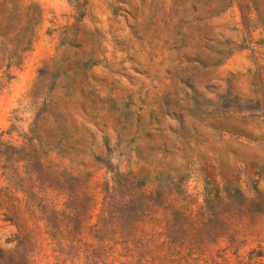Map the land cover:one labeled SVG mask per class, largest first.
<instances>
[{
  "label": "rangeland",
  "instance_id": "374dc122",
  "mask_svg": "<svg viewBox=\"0 0 264 264\" xmlns=\"http://www.w3.org/2000/svg\"><path fill=\"white\" fill-rule=\"evenodd\" d=\"M0 150V264H264V0H0Z\"/></svg>",
  "mask_w": 264,
  "mask_h": 264
},
{
  "label": "trees",
  "instance_id": "16d2710c",
  "mask_svg": "<svg viewBox=\"0 0 264 264\" xmlns=\"http://www.w3.org/2000/svg\"><path fill=\"white\" fill-rule=\"evenodd\" d=\"M62 140L63 139H61V141ZM30 146L32 147V149H30V152H34L35 151L34 146L33 145H30ZM4 155H5V153L0 150V157H3ZM133 184H134L133 182H129L126 185L131 186ZM205 192L208 195V197H211V194H213V196L216 198V200L222 201V199L229 200L232 197L233 192L240 193V189L230 187L227 185L220 188L217 185L208 184V188L206 189ZM208 202H209V200L207 201V199H206L204 204L207 205ZM86 218H87V220H90L91 216H87ZM135 227H137L136 224L131 226V229H134ZM86 229L89 232H97L100 229H103L106 232H111L113 234V233H115V231L120 230V226L119 225L116 226L114 228V230L112 227L108 228V225L106 224L105 217H98L96 223L93 225H89V226L86 225ZM133 231L134 230H131V232H133ZM132 236H133V240L129 239V241L127 240V242H128V244L130 243L131 245H134V247L132 249L129 247L126 248L125 249V256H124V254L123 255L118 254L117 257H113L111 260H108V259L104 258L105 255H108V254L105 252H100V253H96L97 255L91 254V255L86 256L85 262L83 264H145L143 259H142V258H146V250L147 249H145V242L144 243H143V241L141 242L139 237H136L135 234H132ZM15 256H20L22 261H23V264H27V262H28L27 259L29 258V253L17 251L15 253ZM122 256H123V258H122ZM118 257L125 259V261H119ZM130 257H132V260L137 258L136 263H133V261L130 260ZM56 261L59 263L60 258H56ZM70 263L76 264V259L72 258Z\"/></svg>",
  "mask_w": 264,
  "mask_h": 264
}]
</instances>
